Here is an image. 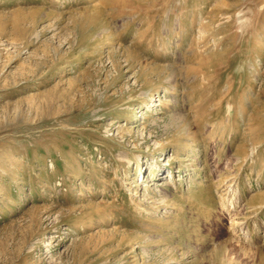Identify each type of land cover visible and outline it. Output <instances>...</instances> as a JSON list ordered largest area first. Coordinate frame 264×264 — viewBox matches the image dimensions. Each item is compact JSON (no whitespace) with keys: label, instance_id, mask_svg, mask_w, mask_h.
<instances>
[{"label":"rangeland","instance_id":"rangeland-1","mask_svg":"<svg viewBox=\"0 0 264 264\" xmlns=\"http://www.w3.org/2000/svg\"><path fill=\"white\" fill-rule=\"evenodd\" d=\"M0 264H264V0H0Z\"/></svg>","mask_w":264,"mask_h":264},{"label":"bare ground","instance_id":"bare-ground-1","mask_svg":"<svg viewBox=\"0 0 264 264\" xmlns=\"http://www.w3.org/2000/svg\"><path fill=\"white\" fill-rule=\"evenodd\" d=\"M149 103H151V101H150ZM149 106H152V105L149 104ZM146 117H147V116H146ZM146 117H144V118H146ZM190 187H191V186H190ZM190 187H189V188H190ZM156 206H157V205H156ZM158 206H159V205H158Z\"/></svg>","mask_w":264,"mask_h":264}]
</instances>
